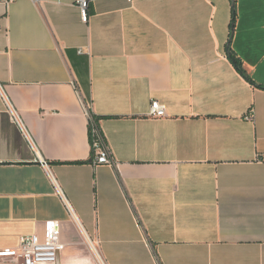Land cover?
<instances>
[{
	"label": "crops",
	"instance_id": "1",
	"mask_svg": "<svg viewBox=\"0 0 264 264\" xmlns=\"http://www.w3.org/2000/svg\"><path fill=\"white\" fill-rule=\"evenodd\" d=\"M79 1L0 0V86L44 160L0 97V249L57 221L58 264H96L85 236L108 264H264V88L229 59L264 87V0H90L87 24Z\"/></svg>",
	"mask_w": 264,
	"mask_h": 264
},
{
	"label": "built area",
	"instance_id": "2",
	"mask_svg": "<svg viewBox=\"0 0 264 264\" xmlns=\"http://www.w3.org/2000/svg\"><path fill=\"white\" fill-rule=\"evenodd\" d=\"M16 1L17 0H7V4H12ZM128 2L133 3L134 0H128ZM78 7L80 9L82 21L87 24L90 20V0H80L78 2ZM80 53L83 52L80 51ZM0 97L5 105L6 111L11 117V120L19 127L23 136L35 150L39 160L43 162L44 160L40 156L36 144L34 143L20 112L14 106L2 86H0ZM86 112L89 117L90 141L95 158L94 163L96 166H113L114 160L106 137L99 125V118L92 112L91 106H86ZM167 116L168 114L166 111V106L158 101H153L151 104L149 117L159 119L165 118ZM262 160L264 161V157ZM54 185L58 195L65 204L70 217L76 224H78L76 215L67 201L64 193L56 183H54ZM85 242L89 246L96 260V264H108L100 251L99 242H94L88 236H85ZM63 247L64 245L60 240V223L57 221H49L46 225V240L44 243H41L39 237L35 234L24 235L20 238L18 247L0 249V260H11L16 264H58L60 253Z\"/></svg>",
	"mask_w": 264,
	"mask_h": 264
},
{
	"label": "trees",
	"instance_id": "3",
	"mask_svg": "<svg viewBox=\"0 0 264 264\" xmlns=\"http://www.w3.org/2000/svg\"><path fill=\"white\" fill-rule=\"evenodd\" d=\"M235 21H236V10H235V6L233 8V16H232V22H231V27L232 30L235 26ZM229 59L230 61L233 63V65L235 66V68L237 69V71L240 73V75L242 77H244L247 81H249L250 83L258 86L259 88L263 89V86L257 85L250 77L249 75L246 73V71L244 70V67L242 65V61L236 56V54L231 50H229Z\"/></svg>",
	"mask_w": 264,
	"mask_h": 264
},
{
	"label": "water",
	"instance_id": "4",
	"mask_svg": "<svg viewBox=\"0 0 264 264\" xmlns=\"http://www.w3.org/2000/svg\"><path fill=\"white\" fill-rule=\"evenodd\" d=\"M233 6H235L234 1H233ZM233 35H234V28H233V30H232V37H233ZM232 37H231V39H232ZM228 48H230V43L228 44Z\"/></svg>",
	"mask_w": 264,
	"mask_h": 264
}]
</instances>
